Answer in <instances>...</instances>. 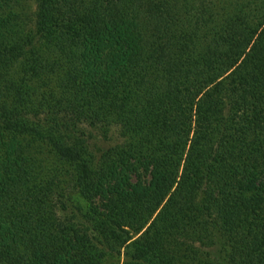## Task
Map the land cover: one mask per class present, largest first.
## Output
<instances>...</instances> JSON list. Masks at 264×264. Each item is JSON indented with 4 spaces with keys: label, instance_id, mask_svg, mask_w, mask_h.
<instances>
[{
    "label": "trees",
    "instance_id": "1",
    "mask_svg": "<svg viewBox=\"0 0 264 264\" xmlns=\"http://www.w3.org/2000/svg\"><path fill=\"white\" fill-rule=\"evenodd\" d=\"M107 261L264 264V0H0V264Z\"/></svg>",
    "mask_w": 264,
    "mask_h": 264
},
{
    "label": "rangeland",
    "instance_id": "2",
    "mask_svg": "<svg viewBox=\"0 0 264 264\" xmlns=\"http://www.w3.org/2000/svg\"><path fill=\"white\" fill-rule=\"evenodd\" d=\"M94 138H92V140L100 145L103 146H107L109 144H115L117 143L120 139L118 137L117 132H115L114 130H112L110 132V136L108 138H104L98 131H94ZM142 177L144 181H148L149 180V176L148 173H144L142 172ZM124 255V254H123ZM110 263L109 261H107L106 264Z\"/></svg>",
    "mask_w": 264,
    "mask_h": 264
}]
</instances>
